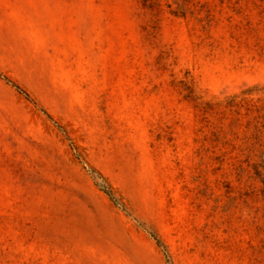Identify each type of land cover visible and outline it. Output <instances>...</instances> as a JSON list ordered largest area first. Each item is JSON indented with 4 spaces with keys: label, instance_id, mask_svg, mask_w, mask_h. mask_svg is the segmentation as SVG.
Listing matches in <instances>:
<instances>
[{
    "label": "rangeland",
    "instance_id": "rangeland-1",
    "mask_svg": "<svg viewBox=\"0 0 264 264\" xmlns=\"http://www.w3.org/2000/svg\"><path fill=\"white\" fill-rule=\"evenodd\" d=\"M0 264H264V0H0Z\"/></svg>",
    "mask_w": 264,
    "mask_h": 264
}]
</instances>
